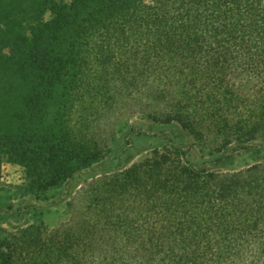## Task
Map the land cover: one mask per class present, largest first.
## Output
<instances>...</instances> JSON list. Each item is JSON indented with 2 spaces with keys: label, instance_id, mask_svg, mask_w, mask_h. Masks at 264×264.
<instances>
[{
  "label": "trees",
  "instance_id": "obj_1",
  "mask_svg": "<svg viewBox=\"0 0 264 264\" xmlns=\"http://www.w3.org/2000/svg\"><path fill=\"white\" fill-rule=\"evenodd\" d=\"M41 13L20 36L25 123L0 134V165H23L30 187L101 158L92 119L127 98L212 156L264 140V0H45ZM184 157L153 148L89 180L76 222L2 233L0 264H264V159Z\"/></svg>",
  "mask_w": 264,
  "mask_h": 264
},
{
  "label": "rangeland",
  "instance_id": "obj_2",
  "mask_svg": "<svg viewBox=\"0 0 264 264\" xmlns=\"http://www.w3.org/2000/svg\"><path fill=\"white\" fill-rule=\"evenodd\" d=\"M44 1L0 0V134L16 132L25 123V97L31 94V82L22 78L20 36L31 38L32 29L39 27ZM49 17L46 12L43 20L48 21ZM49 108L53 109L51 105ZM146 112L136 99L127 98L112 110L98 113L100 116L92 119L89 132L107 140L106 152L55 188L44 191L30 187L25 167L3 158L0 235L30 225L51 231L73 224L84 206L77 194L89 180L128 167L153 148L177 147L185 152L189 164L217 170L239 169L264 159V140L252 142L247 150L232 146L212 156L207 150H200L176 124L154 125ZM217 156H222V164H214ZM74 197L77 200H72Z\"/></svg>",
  "mask_w": 264,
  "mask_h": 264
}]
</instances>
